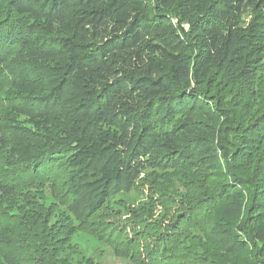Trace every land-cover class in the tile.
<instances>
[{
  "label": "trees",
  "instance_id": "obj_1",
  "mask_svg": "<svg viewBox=\"0 0 264 264\" xmlns=\"http://www.w3.org/2000/svg\"><path fill=\"white\" fill-rule=\"evenodd\" d=\"M142 175L168 219L109 209ZM77 231L131 264H264V0H0V257L82 264Z\"/></svg>",
  "mask_w": 264,
  "mask_h": 264
},
{
  "label": "rangeland",
  "instance_id": "obj_2",
  "mask_svg": "<svg viewBox=\"0 0 264 264\" xmlns=\"http://www.w3.org/2000/svg\"><path fill=\"white\" fill-rule=\"evenodd\" d=\"M250 11H247L246 15H249ZM245 17V16H244ZM67 29V26H60L58 28L59 31ZM53 61V60H52ZM51 60L45 61V63L52 62ZM20 124L25 125L29 130L40 131L39 121H33L28 116H20ZM154 184H159L158 181H154ZM151 179L144 177L142 175V179L138 182L137 187L133 188L130 192H119V194L114 195L109 204V209H113L115 213L122 214V217L125 218L129 212L130 208H136L139 205H142L147 202L148 198H153L156 202V206L154 207L153 218H159L160 220L168 219L172 212L169 210H165L162 208L158 202H161V197L158 194H154L153 191H150L152 186ZM161 185V184H160ZM164 187V185H161ZM49 187L46 188V194L48 195L47 199H44V203L50 204L53 202V198L50 195ZM159 205V206H158ZM127 209L125 210L124 207ZM61 210V208H60ZM12 212H16L15 208H12ZM54 220V218H53ZM70 259L74 261V263H82L86 262L94 263V264H131L128 260L120 259L117 257L115 252L108 245H104L98 238H95L92 234H88L83 231H77L70 241L68 249L65 253ZM0 264H3V259L0 257Z\"/></svg>",
  "mask_w": 264,
  "mask_h": 264
}]
</instances>
